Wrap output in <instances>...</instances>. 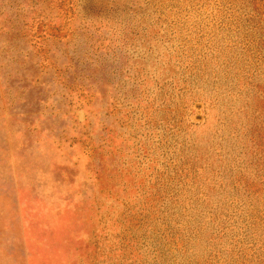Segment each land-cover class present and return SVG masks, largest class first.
I'll return each instance as SVG.
<instances>
[{
    "label": "rangeland",
    "instance_id": "obj_1",
    "mask_svg": "<svg viewBox=\"0 0 264 264\" xmlns=\"http://www.w3.org/2000/svg\"><path fill=\"white\" fill-rule=\"evenodd\" d=\"M0 264H264V0H0Z\"/></svg>",
    "mask_w": 264,
    "mask_h": 264
}]
</instances>
